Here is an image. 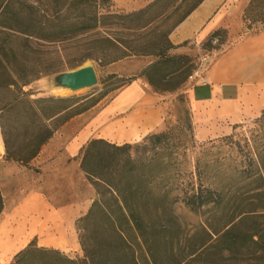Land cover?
I'll list each match as a JSON object with an SVG mask.
<instances>
[{
    "label": "trees",
    "instance_id": "trees-1",
    "mask_svg": "<svg viewBox=\"0 0 264 264\" xmlns=\"http://www.w3.org/2000/svg\"><path fill=\"white\" fill-rule=\"evenodd\" d=\"M177 1L178 5H172L175 7L172 12L154 15L163 0H154L132 13L114 11L111 0H0V131L4 159L21 164L33 160L53 134L80 113L74 112L78 104L93 98L31 99V94L23 88L42 76L66 73L85 59L111 64L126 58L152 57L154 60L140 71L137 79H143L154 93L160 94L155 88L169 79L183 77L185 81L190 77L196 69L190 66L191 56L171 55L169 52L175 47L167 38L162 44L142 40L145 36L142 32L153 22L168 18L189 0ZM201 1L194 0L179 22ZM102 3L110 6V11L101 7ZM242 22V34L264 31V0H249ZM88 34L97 39L79 49L77 46L71 47L72 50L62 48L63 52L55 49L53 56L46 59L50 64L36 70L35 45L57 48ZM216 37L223 46L226 31H212L201 48L211 51V40ZM80 51H84L83 56L73 60ZM64 57L66 64L63 65ZM180 82L177 81V90L183 87ZM257 122L264 127V110ZM162 138V135L149 134L142 141L154 147L161 144ZM260 143L255 146L257 174L251 180L259 182V187L251 190L248 197L239 196L241 209L238 207L234 212L223 191L195 185L191 173L189 185L178 188L176 182L180 175L168 171L172 161L153 164V159L144 157L134 161L131 144L116 145L93 138L79 151V169L95 190L88 211L75 222L82 257L72 259L59 250L39 247L33 239L14 255L10 264H140L136 248L145 264H160L156 250L161 243L163 224L177 202L194 212L209 208L217 221L225 219L220 228L209 226L210 233L207 232L211 240L209 248L216 258L225 251H252L258 247L264 254L261 234L264 227L259 224L264 219V140ZM195 179L199 181V176ZM3 208L0 190V215Z\"/></svg>",
    "mask_w": 264,
    "mask_h": 264
},
{
    "label": "rangeland",
    "instance_id": "rangeland-1",
    "mask_svg": "<svg viewBox=\"0 0 264 264\" xmlns=\"http://www.w3.org/2000/svg\"><path fill=\"white\" fill-rule=\"evenodd\" d=\"M193 2L194 0H189L187 4L177 7V12L168 18L153 22L146 31L142 32L145 35L142 40L162 44L167 38L168 31L179 22L181 15ZM178 3L177 0H163L155 9L154 15L163 11L172 12ZM101 7L108 11L111 8L106 3H102ZM96 37L88 34L68 44L56 46L57 48L42 44L35 45L34 58L36 60L34 64H36V70L45 68L46 59L53 56L55 49H60V52H63L62 48L66 49L67 47L71 49V47L77 46L79 49L80 46L97 39ZM204 40L205 38L198 39L200 43H203ZM192 42L197 41H190L187 45L170 50L169 53L181 55L186 54L184 53L186 51L187 55L193 59L190 66H196L195 70H197L200 63L209 61L208 58L215 57V54L206 50L197 51ZM224 47L225 45L217 50L216 56ZM83 52L77 53L73 60L81 58ZM153 60L152 57H132L111 64H100L95 59H85L75 69L86 64L92 66L97 76V83L94 86L70 90L62 82L65 73H57L42 76L23 88L24 92L31 94V99L53 96L73 97L77 101L93 98L80 102L74 109V112L80 113L62 125L45 144L49 152L58 154L53 155V158L48 162L41 163L42 160L37 159V161L31 160L26 164H21L6 161L3 155L0 160V190L4 208L0 215V227H11L15 223L16 208L25 197L32 193L42 194L50 203L51 208L60 203H78L79 214L76 213L72 218L73 225L67 233L68 254H63L72 259L82 257L75 222L88 211L95 190L79 169V151L93 138H101L116 145L130 143L126 142L128 139L126 112L115 113L116 111L112 110L109 101L121 90L120 87L124 83H130L129 81L132 79H136L133 82H143L146 92L153 94L157 98L156 104L162 106V124L152 134L163 137L161 144L154 147L150 143L144 145L143 141L135 144L131 142L130 154L134 161H138L142 157L146 160L153 159V164H157L158 161H172L173 165L168 168V171L180 175L176 182L178 188L185 189L189 185V180H191L189 174L191 173L195 185L199 183L205 188L223 191L229 200L230 210L236 212V208L241 209L240 198L248 197L251 190H256L259 187V182L251 180L257 174L255 146L264 140L263 124L257 122L264 109L233 125L228 131L206 138L202 133H198V137H200L198 138L190 117L189 95V89L196 78L188 77L185 81H183V77L169 79L168 82L165 81L166 83L155 88L161 95L156 94L143 79H137L140 69L146 65L147 61V65H149ZM62 64H66L65 57ZM70 71L72 70H67L66 73ZM179 80L182 82H180V86L183 85V87L177 90L176 88L179 86L177 81ZM94 118V124L85 130L78 143L70 147L69 150L74 154V157L61 158L60 155L67 152L65 148L70 139ZM112 122H115V125H112ZM74 146H77L76 150L73 148ZM74 162H78L77 173L74 172ZM198 176L199 181L195 179H198ZM51 208L49 211H52ZM215 216L214 211L209 208L194 212L181 202L175 203L172 206L171 216H167L164 221V231L160 236L161 243L156 250L160 264H213L215 261L219 264H264V254L259 247L252 251L243 249L238 252L225 251L221 257L216 258L212 249L209 248L211 240H209L207 232L210 233L209 226L220 228L225 219L217 221V216ZM45 224L41 221L36 224L37 230H42L40 236L42 241H46L47 238ZM259 224L264 227V219H261ZM261 234L264 235V231ZM204 244L205 246L202 247ZM135 252L139 263L145 264L141 252L137 248Z\"/></svg>",
    "mask_w": 264,
    "mask_h": 264
},
{
    "label": "crops",
    "instance_id": "crops-1",
    "mask_svg": "<svg viewBox=\"0 0 264 264\" xmlns=\"http://www.w3.org/2000/svg\"><path fill=\"white\" fill-rule=\"evenodd\" d=\"M153 1L111 0L113 8L120 13L137 12ZM248 3L249 0H202L167 34L170 45L177 48L188 41L199 42V38H206L214 30L226 31L224 49L205 63L201 71L202 80L196 78L189 89L190 117L196 137L198 133H202L204 138L216 136L264 109V31L242 34V16ZM184 53L188 54L186 51ZM147 64L148 61L140 70ZM156 101L157 98L146 92V86L141 81L122 88L110 101L115 113L126 112V142L138 143L161 126L162 106L157 105ZM94 120L86 123L70 139L65 148L67 152L62 153L61 158L74 157L70 147L78 143ZM111 124L115 125V122ZM47 149L44 145L32 161L38 159L44 163L51 160L53 155H58ZM3 155L0 133V160ZM74 164V172L77 173L78 162ZM52 207L38 193H32L22 200L14 212V220L27 225H24L19 236L10 238L2 237L5 226L0 227V264H9L13 256L33 239H36L39 247L68 254L67 233L72 228V218L79 214V204L60 203ZM50 208L52 211H49ZM40 221L46 223V241L40 237L42 230H37L36 224ZM20 241H24V244L17 246Z\"/></svg>",
    "mask_w": 264,
    "mask_h": 264
},
{
    "label": "water",
    "instance_id": "water-1",
    "mask_svg": "<svg viewBox=\"0 0 264 264\" xmlns=\"http://www.w3.org/2000/svg\"><path fill=\"white\" fill-rule=\"evenodd\" d=\"M62 82L70 90H79L94 86L97 83V76L94 68L86 64L65 73L62 77Z\"/></svg>",
    "mask_w": 264,
    "mask_h": 264
},
{
    "label": "bare ground",
    "instance_id": "bare-ground-1",
    "mask_svg": "<svg viewBox=\"0 0 264 264\" xmlns=\"http://www.w3.org/2000/svg\"><path fill=\"white\" fill-rule=\"evenodd\" d=\"M75 150L77 149V146L73 147ZM14 224L11 225V227H5L2 230V237L10 238V237H16L19 236L20 231L23 229L24 225H27L23 221L14 220ZM24 244V241H20L17 246H21ZM17 246L15 248H17Z\"/></svg>",
    "mask_w": 264,
    "mask_h": 264
},
{
    "label": "built area",
    "instance_id": "built-area-1",
    "mask_svg": "<svg viewBox=\"0 0 264 264\" xmlns=\"http://www.w3.org/2000/svg\"><path fill=\"white\" fill-rule=\"evenodd\" d=\"M194 45H195L197 51H201V50H203V49L201 48L202 43H200V42H194ZM211 46L213 47V49H212L210 52H211L212 54H215V56H216V54H217V53H216L217 50H218L220 47H222V45L219 44V39H218L217 37H216V38H213V39L211 40ZM211 58H212V57H211ZM211 58H208V59H211ZM205 63H207V62H205ZM205 63H204V62L200 63L198 69L195 70V72L190 76V78H198V79L201 78V71H202V69H203ZM201 80H202V78H201Z\"/></svg>",
    "mask_w": 264,
    "mask_h": 264
}]
</instances>
